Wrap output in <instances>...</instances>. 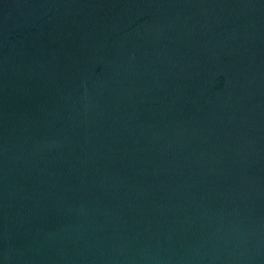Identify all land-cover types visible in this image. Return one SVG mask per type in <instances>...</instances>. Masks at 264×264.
Listing matches in <instances>:
<instances>
[{"label": "water", "instance_id": "1", "mask_svg": "<svg viewBox=\"0 0 264 264\" xmlns=\"http://www.w3.org/2000/svg\"><path fill=\"white\" fill-rule=\"evenodd\" d=\"M0 264H264V0H0Z\"/></svg>", "mask_w": 264, "mask_h": 264}]
</instances>
